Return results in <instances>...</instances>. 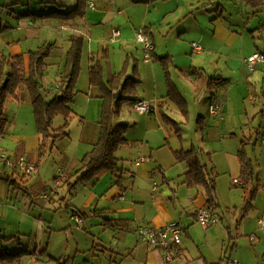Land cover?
<instances>
[{"label":"crops","instance_id":"crops-1","mask_svg":"<svg viewBox=\"0 0 264 264\" xmlns=\"http://www.w3.org/2000/svg\"><path fill=\"white\" fill-rule=\"evenodd\" d=\"M81 3L82 15L48 17L36 14L34 19L22 21L24 27L20 26L17 34L9 28L1 29L0 59L3 55H23L29 67V52L44 45H54L47 60L51 59L50 62L57 68L56 83L46 96L47 101H50L58 91L56 85L60 84L65 70L67 54L72 47L71 40L81 38V65L85 64L87 74L82 80L88 78L90 93L101 100L100 103L95 102V120H101L104 107L102 97L105 92L100 87L92 91L94 86L91 87L89 73L93 65L101 66L105 82L115 75L120 76V85L129 76L137 79L139 85L134 97L138 101L149 102L154 106V111L138 114L134 102H124L131 103L135 113L134 117H127L126 122L118 123L129 126L126 134L128 145L117 152L120 163L116 175L124 180V192L113 187L117 180L111 173L88 184L81 183L75 188L79 174L75 179L71 174L59 186L52 184L50 193L47 190L43 192L40 200L54 203L61 197V202L65 201L62 205L67 208L68 216L74 222L75 210L85 214L91 222L103 220L106 231L113 235L112 243L106 244L110 245L108 249L111 251L112 264H225L223 257L231 247L230 241H233V245L229 264H235V261L238 264H264V229L258 224V219L264 215V204L260 207L253 203L248 211L243 208V212H240L241 220L231 219L226 222L227 227L222 222L204 227L197 222V212L206 208L207 188L205 185L189 187L185 176L188 172L187 164L176 160L177 153L191 150L200 152L201 162L209 175L208 181L211 184L210 176L215 180L217 207L224 208L229 216L238 218V209L248 199V186L244 187L239 179L241 166L238 152L241 149L244 148L254 164L256 161L257 166L263 169L257 175L260 183L257 190L264 192V144L261 141L264 133V97L261 96H264V92L259 91V86L264 88V73L261 68L252 73L245 64L249 56L262 52L258 42L264 44V37L259 38V41L254 37L251 41L246 36L248 28L235 27L229 20L236 10L241 14H249L248 8H262L264 11V3L254 8L245 0H71L72 6L63 7H71L69 9L72 10ZM54 19L59 20V23H55ZM0 27L5 26L2 23ZM114 30L120 32V37L112 42ZM140 30H144L153 43L151 58H146L143 47L136 42V33ZM193 43L203 48L201 54L194 53ZM237 44L242 47V52L235 56L232 50ZM58 50L62 52L58 53ZM112 57L119 58V66L115 60L113 72L110 70ZM210 71L216 75L211 76ZM201 74L218 78L219 81L213 90H207L199 96L196 81ZM227 75L241 78L232 80L226 78ZM250 75L252 78H248ZM229 79L230 84L240 89L242 95L245 96L246 91L254 99L255 119L249 124L245 122L246 115H249L246 110L240 112L233 109L230 117L225 115V105L220 100L222 90L230 85ZM118 91H121L120 88ZM118 91L114 92L113 97ZM209 91L213 92L210 105L223 108L218 113H212L211 106L210 110L203 112L202 105H199L196 133L194 136L186 135L183 127L190 125L191 114L186 97L198 103ZM24 93L23 90L19 102L6 103L10 123L2 137L1 146L12 159L25 157L37 171L39 165L33 164V158L40 156L42 140L29 93H26L27 98ZM226 94L231 99L233 92ZM89 97L93 98L91 94ZM75 99L71 105L75 114L73 120H80L79 125L83 126L85 118L74 110L77 108H74ZM172 106L174 110H170V114L174 113L178 120L165 112ZM236 114H241V119L238 117L235 124L231 119ZM258 114L261 115V121H257ZM62 122L59 128L65 124L64 119ZM223 122L226 127L229 126L226 135L218 137L217 133L210 132L216 128L220 131ZM240 128L254 130L259 138L258 158L248 148L252 137L241 139ZM67 132L68 136L57 141L72 140L73 132L69 129ZM99 137L100 130L89 136H81L72 161L78 165L73 167L80 169L82 159L93 149ZM216 139L218 141L214 143ZM140 159L144 161L138 164ZM0 166L6 167L8 172L7 179L0 176V195H4L10 190L7 186L19 188L16 178H21L23 172L3 163ZM61 188L64 191L62 196L59 192ZM214 213L216 215L215 210ZM105 219L111 222L105 225ZM170 222L181 225L184 237L175 250L174 259L167 263L162 250H151L140 241L139 229L143 226L162 228ZM234 231L238 238L249 237L250 244L244 239H235L232 235ZM251 236L255 238L254 241ZM2 241L8 245L7 238H2ZM86 264L90 263L86 261Z\"/></svg>","mask_w":264,"mask_h":264},{"label":"rangeland","instance_id":"rangeland-1","mask_svg":"<svg viewBox=\"0 0 264 264\" xmlns=\"http://www.w3.org/2000/svg\"><path fill=\"white\" fill-rule=\"evenodd\" d=\"M66 5L72 6L71 0H0V25L3 23L5 27L12 31V33L17 34L18 28L20 26L24 27V23L22 22L24 19H34L36 14H48L52 11L67 13L71 7H63ZM259 10H262V12L260 13ZM236 11L237 12L229 18L233 26L238 28L246 27L251 31L255 30L253 32L247 30L246 36L249 37L251 41H253L254 37L257 41H259V38L264 37V11L262 8L258 10L248 8L249 14H241L238 12L239 10ZM256 11L258 12L255 14ZM54 22L58 24L59 20L54 19ZM41 31L44 33L43 28H41ZM258 45L260 50L264 53V44L258 42ZM241 48L240 44H237L234 47V50H232L233 54L235 56L240 55L242 52L240 50ZM246 50L247 47L244 48V51ZM57 52L61 53L62 50H58ZM115 60L119 66V58L114 59V57H112L110 65V70L112 72ZM50 61L51 59L48 61L49 66L46 71V76L42 81L43 93L47 97L48 90L53 89L57 78L55 75L57 68L53 66V63ZM81 67L82 69L76 80V91L79 93L77 94L74 103V108L76 106L77 108L74 110L80 117L85 118V124L81 126L79 125L80 120H73L74 122L67 127V129L73 132L72 140L70 141H56L52 145L53 142L48 140L46 142L45 155L43 157L37 155L33 158V164H38L39 170L31 175H23V173H21V178H16L18 185H20L18 186L19 188L16 189V187L7 186V188H10L9 192L0 195V248L7 253H16L20 250H27L29 255L25 256L23 264H86V261L90 264H112L111 251L108 249L110 245L106 244L112 243L111 237H113V235H110L109 232L106 231L103 226V220H95L98 223L97 224L86 219L84 220V222L86 221L85 225H83L84 227L78 226L69 218L67 208L62 205V202L64 204L65 201L61 202V197L59 199L57 198L54 203L40 200V196L43 192L47 190L46 192L50 193L49 188L55 185L58 177H61L63 181L66 176L72 174V178L75 179L77 176L75 170L78 169L73 166H77L78 163L73 164L72 162L74 157L73 152L76 151L80 144L81 136L83 134L86 136L95 134L101 129L100 125L98 126L100 120H95L94 111L95 102L99 101L98 103H100L101 100H97L95 95L90 93L88 78H84V81L82 80V77H87V74L85 71V64L81 65ZM209 74L213 77L216 75V73H212L211 71ZM226 78L237 80L241 77L236 79V76L232 77L227 75ZM248 78H252V75ZM230 82L231 80L229 79L228 83L230 84ZM91 87L93 86L91 85ZM226 87L225 90H222V98L220 100V102L225 105L226 117L231 116L233 109L240 112L246 110V113L248 112L249 115H246L245 122L249 124L248 122L255 119L256 105L254 104V99L251 95H248V92L246 91V95H242L240 89L237 90L235 85L230 84ZM24 91V96L27 98L28 96L26 93L28 92L27 90ZM92 91H97V89L94 87ZM259 91L264 92L263 86H259ZM227 92H233L231 99L229 98V94H226ZM89 94H91L93 98H90ZM212 94V91L207 92L198 103H194L189 97H186L191 111L190 125L186 124L183 127L186 135L189 134V136H194L196 133V122L200 115V113H197V111H199L198 106L202 105L203 112L204 110H210V107L212 106L210 105ZM8 101L16 102L10 98L7 102ZM213 107L216 108L215 112L217 113L223 108L222 106L215 105H213ZM170 110H174V106L168 108L165 112H167L171 118L178 120L174 113L173 115L170 114ZM134 115L135 113L132 110V104L123 103L119 114L115 117L114 124L121 122L124 123L126 122L127 117H134ZM238 117L241 119V114L234 115L231 121L236 124ZM261 119V115L258 114L257 121H261ZM62 121V117L56 118L54 129H59L63 123ZM222 125L220 131L216 128L210 132L213 134L217 133L218 137H220L221 134L222 136L226 135V130L229 126L226 127L224 122ZM256 126H259L258 123ZM200 133H202L201 130ZM239 135L241 139L252 137L251 144L248 148L251 150L252 154L256 153L258 158L260 149L258 143L259 138L254 134V130L240 128ZM217 139L214 140V143L218 141ZM255 164L256 177L255 180L248 185V199L245 201V205H242L238 209V218H235L233 215L229 216L227 211L224 208H221V206L214 209L216 211V216L220 219L219 223H224L225 227L228 226L226 222L231 219L240 221V215H242L240 212H243V208L248 211L249 204L255 203V205L257 204V206L260 207L264 204V192L263 190L261 191V189L259 191L257 190V188H259L258 185L260 184L257 175L260 174V171L263 169H260V167L257 166L256 161ZM6 172V167L0 166V176L4 180L7 179L8 172ZM11 177L13 178V176ZM239 179L241 180L240 177ZM59 192L61 196L64 194L62 188ZM215 193H217V190H215ZM257 194H259L258 198H256ZM221 196L223 195L221 194ZM235 225L236 227L238 226L237 223ZM232 235L235 239H244L250 244L249 237L245 236L243 238H238L236 231H234ZM2 238H7V246L3 244L4 241H2ZM232 242L230 241L231 247L233 245ZM226 246H228V243H226ZM231 247L229 248L227 255L225 253V256L223 257L225 264H229Z\"/></svg>","mask_w":264,"mask_h":264},{"label":"trees","instance_id":"trees-1","mask_svg":"<svg viewBox=\"0 0 264 264\" xmlns=\"http://www.w3.org/2000/svg\"><path fill=\"white\" fill-rule=\"evenodd\" d=\"M254 8L261 6L263 0H245ZM83 14L82 3L75 9L69 10L67 13L51 12L41 16H77ZM6 30L7 27H0V31ZM72 47L67 54V63L60 79V87L54 98L47 101V97L43 93L42 81L46 76L48 68V58L51 56L54 45H44L36 51L29 52V67L25 64V58L20 56L3 55L0 59V137H3L7 132L10 120L6 112V103L10 98L19 102L21 93L27 90L30 96L33 113L35 116L38 133L41 136L42 144L40 148V157L45 155V146L48 140H51L52 145L60 138L68 136L67 127L75 118V114L71 105L79 93L76 91V80L81 67V51L83 41L81 38L72 39ZM94 62V59H92ZM90 84L94 87L104 89V107L99 122L100 137L93 149L85 155L80 163V169L76 172L79 174L74 188L79 184H88L94 179H100L107 173H111L116 178V183L113 187L118 188L121 192L125 191V184L122 177H118L116 173L119 171L120 160L117 157V152L128 145L126 134L129 126L126 124H114L115 117L121 110V105L124 102L137 103L136 94L139 82L133 77H127L123 84H119V75H115L104 81L102 68L99 65H93L90 69ZM218 78H212L206 75H199L196 81V92L202 95L207 90H213L217 86ZM122 91V98L115 100L113 94L115 91ZM171 95L168 96L170 98ZM185 105V103H183ZM186 107V106H185ZM187 109V108H186ZM62 117L65 124L54 129L55 119ZM246 145V143L244 144ZM238 158L241 166V181L244 187L250 185L256 177L255 164L247 156L246 151L241 149L238 152ZM176 160L180 163L187 164L188 172L186 182L189 187L205 185L207 188L208 199L206 208L213 210L217 208L218 203L215 198V180L208 181V173L206 166L202 164L200 152L191 150L183 151L176 154ZM15 182V181H13ZM16 183V182H15ZM13 183H11L12 185ZM251 204H249L250 208ZM75 216L86 220V215L75 210ZM111 222L105 219V225ZM29 255L27 250H20L16 253H7L0 249V264H23L25 256Z\"/></svg>","mask_w":264,"mask_h":264},{"label":"built area","instance_id":"built-area-1","mask_svg":"<svg viewBox=\"0 0 264 264\" xmlns=\"http://www.w3.org/2000/svg\"><path fill=\"white\" fill-rule=\"evenodd\" d=\"M120 37V32L118 30L113 31V36L111 41L114 42L117 38ZM136 42L140 44L144 51L146 52V58H151V53L153 51V43L150 37L147 36L144 30H140L136 33ZM193 51L196 54H201L203 48L197 44H192ZM250 72L254 73L259 68H261L264 73V53L255 52L245 60ZM60 84L56 85V89H59ZM134 109L138 114H150L154 111V106L149 102L140 100L134 105ZM215 107H211L212 113H215ZM0 137V163L5 164L11 169H18L22 171L25 175H31L36 171V167L26 160L25 157H18L17 159H12L1 147ZM262 144H264V133L262 135ZM144 159H140L137 163L143 162ZM64 177V176H63ZM62 177V178H63ZM62 179L58 177L56 179V186H59ZM236 183L240 184L239 180H236ZM123 196V195H122ZM74 220L78 226H82L84 221L78 216L74 217ZM197 222L204 227H211L219 223L218 217L215 215L213 210L208 208L200 209L197 212ZM258 224L261 228L264 229V215L258 219ZM183 229L178 222H170L162 228H153L150 226H143L139 229V238L143 244H146L149 249L155 250L160 249L164 254L165 261L171 262L174 259L175 250L180 246L182 242ZM251 240L254 241L255 238L251 237ZM235 264H238L235 261Z\"/></svg>","mask_w":264,"mask_h":264},{"label":"water","instance_id":"water-1","mask_svg":"<svg viewBox=\"0 0 264 264\" xmlns=\"http://www.w3.org/2000/svg\"><path fill=\"white\" fill-rule=\"evenodd\" d=\"M121 96H122L121 91H118V92L114 95V98H115V99H120Z\"/></svg>","mask_w":264,"mask_h":264}]
</instances>
